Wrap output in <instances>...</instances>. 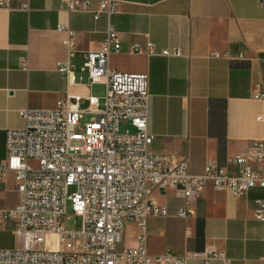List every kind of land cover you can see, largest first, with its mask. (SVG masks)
<instances>
[{
	"label": "crops",
	"instance_id": "0c3cea01",
	"mask_svg": "<svg viewBox=\"0 0 264 264\" xmlns=\"http://www.w3.org/2000/svg\"><path fill=\"white\" fill-rule=\"evenodd\" d=\"M4 1L7 5L0 6V157L5 130L23 125L19 109L54 108L66 91L96 95L93 88L101 83L89 84L80 67L85 53L99 47L108 22L122 47L108 55L109 68L148 75L147 131L152 152L186 159L190 173H201L208 163L235 173L233 156L246 154L255 141L264 143V122L256 119L262 103L251 98L253 84L264 75V5L259 0H116L111 15L98 12L96 19L99 0H79L87 5L85 11L68 10L67 0ZM23 3L28 10L21 9ZM68 38L73 42L68 60L80 77L69 86L56 70V63L67 58L63 41ZM148 41L153 54L144 51ZM133 44L141 51L129 52ZM175 48L180 55L160 54ZM22 58L26 69L20 67ZM85 106L83 99L81 107ZM122 126L133 130L128 124ZM253 168L264 174V161ZM259 194V189H251L233 195L215 191L209 183L190 198L174 189L153 190L150 198L167 214L147 220L148 252L182 255L210 247L222 251L228 261L212 259L208 264H264V223L253 216V199ZM19 200L14 175L6 172L0 178V210ZM180 208L189 214L177 216ZM13 225L12 220L0 219V248L19 245ZM136 232V226L127 222L119 246L134 245ZM178 264L201 262L187 259Z\"/></svg>",
	"mask_w": 264,
	"mask_h": 264
},
{
	"label": "built area",
	"instance_id": "2783aa9c",
	"mask_svg": "<svg viewBox=\"0 0 264 264\" xmlns=\"http://www.w3.org/2000/svg\"><path fill=\"white\" fill-rule=\"evenodd\" d=\"M264 5V0H259ZM116 0H99L98 12L111 15ZM0 0V6H6ZM21 9L28 10L23 3ZM68 10H88L79 0H67ZM58 29H65L58 25ZM69 35L73 33L67 30ZM63 43L67 58L56 63V70L67 86L79 82L74 66L70 38ZM133 44L128 51L140 52ZM122 51L117 32L108 22L99 47L84 55L80 71L89 84L104 85L101 97H84L66 91L54 108H22L20 128L4 132V154L0 157V178L12 172L19 202L0 210V219L13 221L19 245L0 248V264H178L197 259L228 258L219 250L206 247L176 255L171 251L151 254L146 246V223L150 217L164 216L166 208L151 198L153 190H178L182 197H196L207 183L215 191L241 195L259 189L255 196L254 219L264 223V174L253 164L264 161V143L255 141L246 154L233 156L238 168L229 173L224 167L206 164L201 173H190L187 161L174 155L152 152V136L147 131L148 75L129 73L108 66V55ZM147 54L155 53L151 42ZM162 55H180L178 48L163 49ZM218 57L216 52L211 53ZM230 57V55H228ZM238 58L242 54L236 55ZM26 69V60H20ZM251 98L262 103L256 119L264 122V75L251 89ZM83 99L86 106L81 107ZM101 99V106L99 105ZM83 113L89 114L81 121ZM128 124L133 130L119 126ZM75 186L68 193L67 187ZM79 217L78 229H66V201ZM189 213L180 208L177 216ZM136 226L135 243L119 246L125 224Z\"/></svg>",
	"mask_w": 264,
	"mask_h": 264
},
{
	"label": "rangeland",
	"instance_id": "374dc122",
	"mask_svg": "<svg viewBox=\"0 0 264 264\" xmlns=\"http://www.w3.org/2000/svg\"><path fill=\"white\" fill-rule=\"evenodd\" d=\"M103 91H104V85L101 83V84H96L93 88V92L94 94L98 95L99 97H101L103 95ZM99 105L101 106V99H100V102H99ZM89 114H84V117L83 119L81 120L82 122L83 121H87L88 118H89ZM119 129L122 130L123 129V126L120 125L119 126ZM75 191V186L74 185H70L67 187V192L68 193H71ZM71 204H70V201L67 200L66 201V212H65V216H64V220H63V223H64V227L66 229H78L79 227V217L76 216V215H73V213L71 212V208H70Z\"/></svg>",
	"mask_w": 264,
	"mask_h": 264
}]
</instances>
